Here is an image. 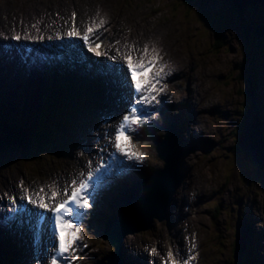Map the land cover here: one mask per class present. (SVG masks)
Instances as JSON below:
<instances>
[{
	"label": "rangeland",
	"instance_id": "rangeland-1",
	"mask_svg": "<svg viewBox=\"0 0 264 264\" xmlns=\"http://www.w3.org/2000/svg\"><path fill=\"white\" fill-rule=\"evenodd\" d=\"M73 12L81 13L79 18H85V20L83 19L84 23H86L87 17L92 16L97 19L106 17L111 22L110 27H113V38L117 34L127 31L123 36H117L116 39L123 38L128 42L141 41L145 45L150 43L161 49L166 56L165 59L169 60L175 76V78L171 77L170 80L173 103H179L180 97H185L182 96L183 92L181 91L180 94L176 95L179 99H174L175 85L189 93L193 86L199 84L203 102L201 99L198 100L197 107L199 108L196 115L199 119L206 120L207 128L204 130L213 133L211 142L196 145V149L191 151V155L197 157L192 159L197 161L198 172L196 173V167L192 164L193 170L195 176L200 179L198 184L203 187L195 190L197 179L192 176L190 179V174H187V164L182 163V169L185 168L187 175L183 181L189 184L192 202L188 208L185 203L181 206L183 212L188 210L191 212L184 226L182 227V223L179 226L181 232L178 233L176 225L168 220L159 222L161 212L145 213L144 216L148 218L147 221H154L153 226L147 231L137 233L134 240L129 239L132 235H128L124 239L126 254V248L129 249L128 245L138 249L145 241H158L162 246L168 243L166 248H170L169 243L172 245L173 239L176 241L179 238L183 241L186 240V229L188 228L190 231L196 230V234L200 238V245L202 242L208 260L214 255L212 252H216L219 257H229L233 230L238 225L235 220L236 218L242 219L240 228L243 230V220H246V217L247 219L251 218L249 212H252L255 221L251 224V231L256 230L258 232V234L254 233L258 237L251 239L250 245L253 247V244H257L264 250V35L256 24L257 22L264 23V5L247 3L242 6V12H240L234 0H0V21H3L2 25H7L5 28H8V25L12 28L13 24L19 27L31 26L33 22L37 23L36 26L39 23L50 22H62L63 24L65 22L63 15L70 18ZM60 13L62 15L61 20L57 19V21L52 18L60 15ZM43 32L47 33L45 30ZM112 43L110 42V45ZM181 70H184L183 72L187 75L184 77L178 75ZM56 74L65 78L68 77L64 72H57ZM26 76L28 77L27 74ZM190 77L195 79L192 80ZM41 79L45 81L44 84L39 81L32 83L28 79L25 86L20 87L17 77L12 78L6 69L0 71V86L7 89L5 95L7 100L14 97L17 104L18 114L10 117V119L20 125L31 124L34 130H43L47 132L49 137H53L48 143L50 147H47V152H42V148L35 146L30 153H24L27 151L23 152L20 146H16L14 149L0 153V202L2 194L8 197L14 193L17 197H24L25 191L20 190V185H23L24 188L33 189L37 185L32 183L52 181V185H54V182L59 180L62 182L57 185L61 189L64 188L71 181V178L64 180V177L69 174L70 167L76 166L74 161L79 162V159L71 156L68 147L79 148V156H81L82 147L75 143L79 140L77 134L74 136L73 130L89 127L93 121L95 125L96 120L92 117L93 111L89 109V107H93L95 110L94 105L81 106L75 122H70L64 131L58 132L57 130H60L62 126L50 128L53 123L43 122L39 111L36 115L25 113L23 108L29 106L43 107L46 98L55 89L49 82L59 81L52 77ZM68 81L72 86H77L79 83V81L72 79ZM252 88L254 98L257 101V104H253L252 108L260 109L259 116L262 117V122H260L259 116L253 112L251 116L244 118L243 113L247 110L252 99L251 94H249ZM178 106L179 104L170 105L172 107L170 119L171 122L178 124L180 143L183 144L182 137L190 135L188 126L191 123L192 113L190 110L184 113L183 109L177 108ZM208 107L210 109H207ZM82 110H85L87 115L83 120L80 119ZM206 110L208 112H205ZM173 112L176 114L174 115ZM162 115L160 114V116ZM252 115H255L254 118L257 119L250 121L252 126H249L247 123ZM0 119H2V122L0 121V133L8 135L24 133L21 128L11 129V131L1 130L3 128L1 123H3L4 118ZM156 124L161 125L156 126ZM163 124L165 122H154L148 127V130L152 128L156 131L157 136L163 135ZM6 134H2L3 137L1 138L7 136ZM159 139L154 138V143H149L146 147L149 152V166L152 168H162L164 164L156 155V144ZM214 139L215 141L221 140L218 142L220 144L215 146ZM237 142L242 147H237ZM207 144L214 145L213 149L205 146ZM202 145L205 146L204 149L209 154L200 148ZM1 149L0 151H4V148ZM186 150L187 146L185 152ZM204 154H208L209 157ZM89 158L86 156L87 167L91 161ZM188 158L192 162L189 156ZM208 159L213 162H208ZM5 160L8 162L7 165ZM198 161L200 162L198 163ZM82 162L81 160L79 164ZM204 162L213 174L212 179L209 175L206 176L207 168ZM51 177L54 181L51 180ZM131 179L135 181L136 177L132 176ZM183 189L184 183L174 196V202L180 205V194ZM202 194L205 196H201ZM111 196L106 193L107 202L111 200ZM237 198L238 203L235 202ZM195 204L201 208L200 212L194 209ZM136 210L135 203L124 200L107 212L110 214L114 211L118 221L129 227L128 224L124 223L126 218L135 220L136 216H142L135 214ZM209 210H213L214 214L219 216V223L223 228L224 235L226 234L224 227H228V235L217 238V240L224 242L222 248L221 246H214L215 238L211 237L212 231L208 233L207 227L210 228V219L207 211ZM254 217H257L259 221H256L257 219L255 220ZM104 220L106 218L102 216V220H99V226L103 225ZM211 228L217 230L216 219L211 224ZM247 229L246 237L248 238ZM95 234H86L91 247H93V252L91 251L90 256L82 264H94L113 248L111 244L109 245L107 241L95 236ZM21 240V238L17 239L19 246L26 245ZM4 243L5 241L0 240V244ZM130 260L131 264H141L135 262L133 257ZM259 261L256 259V263ZM5 264L16 263L10 261ZM128 264H130L129 260Z\"/></svg>",
	"mask_w": 264,
	"mask_h": 264
},
{
	"label": "snow or ice",
	"instance_id": "snow-or-ice-1",
	"mask_svg": "<svg viewBox=\"0 0 264 264\" xmlns=\"http://www.w3.org/2000/svg\"><path fill=\"white\" fill-rule=\"evenodd\" d=\"M75 13H73V27L66 33L69 37H80V31L75 27ZM105 24L103 19L99 23H93L87 27L86 31L82 35V39L88 46L89 51L93 52L97 56L107 55L102 52V41H100L98 30ZM35 27V25H33ZM95 37V39H93ZM19 35L14 39L19 40ZM31 39V37H29ZM42 38V37H41ZM94 44V46H93ZM151 51V55L149 52ZM145 57H148L145 59ZM112 60H116V56L111 57ZM161 59L156 49L149 50L145 45L143 53L137 59L131 52L123 57L126 62V70L128 76L131 79L135 100L129 111L123 116L121 122L116 126L113 137V147L118 153L124 156L128 160L142 161L144 159L143 153L136 149V145L132 142L133 135L137 134L138 129L135 125H145L149 120V116L143 114L142 109L154 108L155 103L158 102V97L165 94L166 84H162L164 76L169 75L171 70L167 73L164 71L166 65H159L157 70L158 61ZM93 173H88L86 180L77 182L72 181V185H77L71 188L69 193V187L56 189L51 191V195L45 193V189L41 187L40 191L35 193L38 198H33V195L27 194L25 189V196L21 199H26L27 202L33 205L35 208L42 209L44 212L37 213L36 223V236L37 240L40 239V231L45 223L52 233L53 238L57 241V244L53 247V254L51 255V264H73L76 259L74 252L79 241L83 240L82 234V218L87 214V209L92 207L90 197L92 195L90 189L92 185ZM52 186H49L51 188ZM67 196V199L61 200L52 207L47 201L55 200L59 195ZM12 210L16 211V198L10 197ZM44 213H51L48 220H45ZM86 246V245H85ZM196 245L193 243L192 248ZM155 253L156 249H152ZM169 259L165 261V264H189V258H181L179 252H168ZM62 257H68L66 260H62Z\"/></svg>",
	"mask_w": 264,
	"mask_h": 264
},
{
	"label": "bare ground",
	"instance_id": "bare-ground-1",
	"mask_svg": "<svg viewBox=\"0 0 264 264\" xmlns=\"http://www.w3.org/2000/svg\"><path fill=\"white\" fill-rule=\"evenodd\" d=\"M36 5V4H35ZM86 6V5H85ZM76 7V6H75ZM90 7V6H89ZM107 8V7H106ZM25 10V9H24ZM20 11V10H19ZM86 11V10H85ZM103 11V10H102ZM83 12V11H82ZM95 12V11H94ZM104 12V11H103ZM17 13V12H16ZM20 13V12H19ZM81 14V13H80ZM86 14V13H84ZM24 15V14H23ZM27 15V14H26ZM31 15V14H30ZM83 15V14H82ZM90 15V14H89ZM88 15V16H89ZM106 15V14H105ZM18 16V15H17ZM38 16V15H37ZM104 16V15H103ZM109 16V15H108ZM107 16V17H108ZM21 17V16H20ZM27 17V16H26ZM30 17V16H29ZM36 17V15H35ZM25 18V17H24ZM94 18V17H93ZM96 18V17H95ZM22 19V18H21ZM75 19H77L78 22H80L81 24H85L83 21V19L85 20V18H79L77 17V15H75ZM97 19V18H96ZM98 19H103L105 21V24L103 25V27L107 28V25L110 24L111 22L106 18V17H99ZM16 20V19H15ZM43 20V19H42ZM46 20V19H45ZM53 20V19H52ZM37 21V20H36ZM40 21V20H39ZM50 21V20H49ZM25 22V21H24ZM23 22V23H24ZM48 22V21H47ZM1 25H0V37L1 35L3 34H7L8 33V28H5L6 26L2 25L3 24V21H0ZM29 23V22H28ZM12 24V23H11ZM25 25V24H24ZM27 25V24H26ZM60 25H62V22H50V23H39V27L41 28V31H52L53 29L59 27ZM24 27H20V30L22 32ZM113 28V27H112ZM3 31V33H1ZM106 32V31H105ZM157 34V33H156ZM26 38V36H23L22 35V39ZM158 38V37H157ZM155 39V38H153ZM1 41V39H0ZM154 42V40H152ZM131 42H128L127 40H124L123 38H119L118 40L114 41L112 43V45H110V42L109 44L105 47V48H109L111 47V49L115 50V52L118 54V57H119V61H117L116 63H109L108 65H113L118 68V71H119V75H116V72L112 69H108L107 68V57L105 58H99L100 56H97V60L92 59V57L94 56V54L92 52H87L82 45L78 46L75 50H72L71 53L73 54V56L71 55L70 59H68L67 57H65V61L63 62V69L65 70L67 67L73 65L79 72V74L83 77H93L94 80H87L90 81V82H93L96 86V90H97V93H96V102H100V103H106V104H109V105H113V106H116L115 109H113V111L115 112H119V111H122L123 110V107L125 106L126 104V100L128 99L129 97V83L128 81L126 80V72L124 70V67L121 63V52L130 44ZM135 43L136 46H141V45H145L143 44V42L139 41V42H133ZM161 44V43H160ZM147 45H152L150 43H148ZM154 46V45H153ZM81 47V48H79ZM156 46H154L155 48ZM157 51H159V53H161L163 55V58H165L166 56H164L163 52L161 49L159 48H155ZM8 50H11V49H7L4 45L0 44V56L3 57L4 54H6V52ZM84 52V53H87L88 57L90 58V61H87L89 59H80L78 58L79 54L81 52ZM102 51V50H101ZM134 52H137V50L135 49ZM196 54V53H195ZM116 55V54H115ZM198 55V54H197ZM95 57V56H94ZM183 58V57H182ZM80 60H82L80 62ZM83 60H86L85 62ZM11 61V60H10ZM12 62L13 63H17V67H23L21 66V62L20 60L17 58L16 55H14V57H12ZM87 62H90L92 63L93 65L89 68H86V64ZM159 63L162 64L161 60H159ZM178 63V62H177ZM195 63V62H194ZM4 67L6 68V71L7 73L11 76V77H14L16 76V72H15V69L10 65V64H5ZM188 67V66H187ZM32 68V67H30ZM33 69V68H32ZM175 69V68H174ZM195 69V68H194ZM24 72H26L27 68H24L23 69ZM34 70V69H33ZM72 70L73 73H67L69 75H76L75 71H73V69H70ZM169 70H171L170 74H173V71H172V67L171 65L169 64ZM0 71H2V66H1V63H0ZM184 71V70H183ZM182 70L179 71L178 75L180 74L182 77L186 76L187 74L185 72H183ZM32 72V71H31ZM66 72V71H65ZM209 72V71H208ZM6 76V75H5ZM114 77V76H121L120 78H123V81L122 83H116L114 82V79L111 78V77ZM198 76V75H197ZM209 76V75H208ZM207 76V77H208ZM211 76V75H210ZM101 77V78H100ZM212 77V76H211ZM191 78V77H190ZM189 78V79H190ZM202 78V77H201ZM192 79V78H191ZM190 79V81H191ZM195 79V78H194ZM192 79V80H194ZM38 80L39 82H42V84H44V80L41 79V78H38L36 79ZM192 82V81H191ZM21 84L25 83L23 80L20 81ZM201 83V82H200ZM46 84V83H45ZM181 84V82H180ZM25 85V84H23ZM119 85H122V87H120ZM124 85V86H123ZM191 85V84H190ZM83 90H86L84 88H86L84 85H83ZM120 88H123V91L122 89ZM200 85L197 84V86H193V89L191 91H189L188 93V96H187V99L182 101V102H185L186 101V104H188L189 106H192V108L194 109V112H195V116H194V120H193V123L192 124H195V125H189L188 128L190 129V135L188 137L185 138L186 140V144H187V150H186V153H185V162L188 166V171L190 173V179H191V176L192 177H196L195 176V173H194V167L192 166V164L196 167L197 165V161L196 160H193L192 158L195 157V159L197 158L196 156L194 155H191V151H193L194 149H196V145H200L202 143H206V142H211V137L213 135V133H211L209 130H204L202 128V123H204L203 120L199 119L198 118V115H196V112L198 111L197 109L199 107H197V102L199 99H201V102H203L202 98H201V91L200 90ZM116 89L118 91V94L120 96H122L123 98V101L119 99V97L116 95ZM95 88L92 89V91H94ZM221 94V93H220ZM98 98V99H97ZM125 100V101H124ZM202 106H205L202 104ZM207 107V106H206ZM110 109L108 110H101L100 112L96 113V115L98 117L102 116V114L106 113V112H109ZM30 111L29 110H25V113H29ZM84 114V112H83ZM160 116V114H159ZM158 116V117H159ZM113 125V121L110 122L109 124V127H111ZM250 126H252V123L249 124ZM192 131V132H191ZM75 133V131L73 132ZM200 133L204 136V140L202 141H196L195 138H196V135ZM87 139H88V144L90 145V150H91V155H94L96 154V150L94 148H92L91 144H90V140H91V136H89V133L87 134ZM90 137V138H88ZM210 140V141H209ZM86 142V140H84ZM68 147V150L69 152L71 151V154L75 157L77 156L78 154V151L77 149H71ZM191 158L192 162L189 160L188 156ZM83 161L81 164L80 161ZM74 163L76 164L75 167H73V172L75 173L73 175V177H76L78 175V173H76L75 171H78L80 170V168L84 167V159L83 158H80L79 159V162H77L76 160L74 161ZM198 172V169L196 167V173ZM200 173V172H199ZM199 175V174H198ZM199 177V176H198ZM202 177V176H201ZM204 178V177H203ZM197 186L195 187V190H197L198 188H201L203 186H201L200 184H198V182L200 181L199 178H197ZM29 180V178H28ZM20 190H24V186H19ZM55 188H58V186H55ZM53 189V188H52ZM52 189H50L49 187H45V192L44 193H41V195H44L45 193H50L51 194V191H53ZM35 193H37V191L35 190L34 191ZM182 195V201L185 202V203H188L190 201V193H189V184H186L184 186V189L181 193ZM201 196H205L204 194H202ZM56 199V198H55ZM198 199H200L198 197ZM180 209V208H179ZM33 211H37V208H32ZM201 208L198 210L200 211ZM16 214V213H15ZM250 214V221H254L253 219V216H252V212H249ZM46 216V214H44ZM187 215V213H184L182 212L181 213V216L177 219L174 220V224L179 226L182 222V219L183 217H185ZM5 216H6V204H2L0 206V231H2L3 229L7 230L6 232V238L8 240V243H5V245L3 246L2 244H0V246L2 247H6V248H16V249H21L22 247H30L28 249H31L33 247H31V245H34L36 242L35 240H32V235H33V232L30 231V232H23L24 230H21L20 228H17L16 226V223H8V221H5ZM48 218V216H47ZM255 220L258 219L257 217H254ZM12 219H14V216L12 217ZM48 220V219H47ZM32 222V221H31ZM13 225V226H11ZM5 226V227H4ZM23 226H26L23 225ZM13 228H16L15 230H12ZM100 232H102V230H100ZM40 233H42V231H40ZM249 236H250V233H249ZM22 239L21 241L26 244L23 246L20 245L19 246V243H17V239ZM44 242L46 244H49L51 243V235H50V232H49V227L47 229V232L44 236ZM35 242V243H34ZM257 244H255L256 246ZM120 247V245H119ZM29 251V250H28Z\"/></svg>",
	"mask_w": 264,
	"mask_h": 264
},
{
	"label": "trees",
	"instance_id": "trees-1",
	"mask_svg": "<svg viewBox=\"0 0 264 264\" xmlns=\"http://www.w3.org/2000/svg\"><path fill=\"white\" fill-rule=\"evenodd\" d=\"M3 108H0V111ZM4 131H11L10 129H3ZM6 134V133H5ZM4 138L0 136V148L4 149H14L16 146H20L22 151H27L29 145H36L41 147V143L44 142L43 136L39 133H34L30 130H24V133L16 135H8Z\"/></svg>",
	"mask_w": 264,
	"mask_h": 264
},
{
	"label": "water",
	"instance_id": "water-1",
	"mask_svg": "<svg viewBox=\"0 0 264 264\" xmlns=\"http://www.w3.org/2000/svg\"><path fill=\"white\" fill-rule=\"evenodd\" d=\"M236 6L238 7L239 11L242 12V6L245 4L249 3H254V4H264V0H234ZM260 31H262V34L264 35V25H259L257 27ZM105 264H116L115 260L110 257V260L105 263Z\"/></svg>",
	"mask_w": 264,
	"mask_h": 264
}]
</instances>
